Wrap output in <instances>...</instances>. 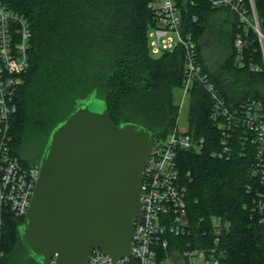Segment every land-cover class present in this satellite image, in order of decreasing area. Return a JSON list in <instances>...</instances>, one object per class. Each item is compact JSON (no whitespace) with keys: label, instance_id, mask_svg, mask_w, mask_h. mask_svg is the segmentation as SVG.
<instances>
[{"label":"trees","instance_id":"obj_1","mask_svg":"<svg viewBox=\"0 0 264 264\" xmlns=\"http://www.w3.org/2000/svg\"><path fill=\"white\" fill-rule=\"evenodd\" d=\"M186 27L197 44L199 61L210 82L234 104L254 98L264 101V73L234 65L236 16L213 9L209 0H179ZM25 16L31 25L29 68L16 92L17 112L9 135L11 151L27 166L39 164L22 157L32 135L42 138L40 157L52 131L91 97L103 99L116 126L136 123L151 131L155 142L178 128L180 113L175 91L184 78L181 50L155 54L150 32L158 24L156 0H0ZM264 30V0H256ZM224 13L229 54L214 67L203 57L201 38L210 21ZM197 16L196 22L192 16ZM222 34L225 31L222 30ZM189 97V133L205 138L201 153L180 152L178 168L186 185L192 234L169 237V250H184L189 242L210 244L212 219L229 224L222 236V264H264V225L244 209L251 160L212 156L219 147V130L209 120L208 92L195 84ZM45 135V138H44ZM24 218L0 210L1 264H39L21 243ZM205 233V238L203 236Z\"/></svg>","mask_w":264,"mask_h":264},{"label":"built area","instance_id":"obj_2","mask_svg":"<svg viewBox=\"0 0 264 264\" xmlns=\"http://www.w3.org/2000/svg\"><path fill=\"white\" fill-rule=\"evenodd\" d=\"M213 9H229L236 16L234 65L264 73V30L256 0H209ZM158 24L150 32L153 53L181 50L184 78L181 110L195 84L208 92L209 120L219 130V147L214 158L232 160L240 156L251 160L244 202L251 217L264 225V101L248 98L229 102L210 82L204 71L193 35L186 27L179 0H160ZM197 16H192L196 22ZM32 31L29 20L0 3V210L24 218L39 177V164L27 166L11 151L9 126L17 112L16 92L22 75L29 68ZM205 138L172 130L166 139L154 143L144 171L141 210L135 221L132 255L113 262L101 249L94 248L87 264H222L225 251L221 240L229 224L212 219L210 244L189 242L184 250H169V237L192 234L186 201V185L179 168L180 152L201 153ZM205 233L203 236L205 238ZM2 254L0 253V264Z\"/></svg>","mask_w":264,"mask_h":264},{"label":"water","instance_id":"obj_3","mask_svg":"<svg viewBox=\"0 0 264 264\" xmlns=\"http://www.w3.org/2000/svg\"><path fill=\"white\" fill-rule=\"evenodd\" d=\"M78 102L52 131L20 228L39 264H87L94 248L113 262L132 255L144 171L155 143L136 123L116 126L108 108Z\"/></svg>","mask_w":264,"mask_h":264},{"label":"rangeland","instance_id":"obj_4","mask_svg":"<svg viewBox=\"0 0 264 264\" xmlns=\"http://www.w3.org/2000/svg\"><path fill=\"white\" fill-rule=\"evenodd\" d=\"M160 5V0H156V7ZM226 18L224 13H220L215 19L210 21V27L206 30L201 38L203 44V57L209 66L215 64L219 65L229 54V41L227 39V28L224 27V19ZM222 30L225 34H222ZM176 101L178 106L181 103V90L175 91ZM88 106L92 111L101 112L106 108L105 101L103 99L95 98L88 102ZM178 129L180 132H187L189 129V101L187 100L179 113L178 117ZM45 138V135H44ZM42 138L37 139L32 135L30 140L26 142L25 149L22 152V157L30 158L32 161L38 160V158H31V155L37 154L39 156Z\"/></svg>","mask_w":264,"mask_h":264},{"label":"flooded vegetation","instance_id":"obj_5","mask_svg":"<svg viewBox=\"0 0 264 264\" xmlns=\"http://www.w3.org/2000/svg\"><path fill=\"white\" fill-rule=\"evenodd\" d=\"M39 157V158H38ZM31 158H38V160H40V155L39 156H37V154H35V155H31Z\"/></svg>","mask_w":264,"mask_h":264}]
</instances>
